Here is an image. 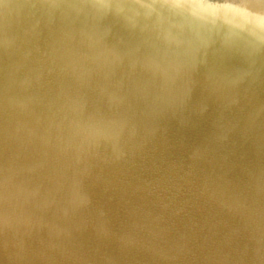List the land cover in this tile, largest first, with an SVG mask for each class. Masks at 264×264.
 <instances>
[{"label":"water","instance_id":"95a60500","mask_svg":"<svg viewBox=\"0 0 264 264\" xmlns=\"http://www.w3.org/2000/svg\"><path fill=\"white\" fill-rule=\"evenodd\" d=\"M0 264H264V0H0Z\"/></svg>","mask_w":264,"mask_h":264}]
</instances>
